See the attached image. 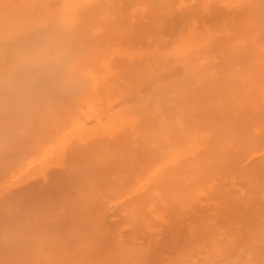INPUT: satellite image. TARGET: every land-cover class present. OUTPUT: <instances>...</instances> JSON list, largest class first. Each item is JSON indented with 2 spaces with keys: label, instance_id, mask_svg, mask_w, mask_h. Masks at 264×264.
I'll return each instance as SVG.
<instances>
[{
  "label": "bare ground",
  "instance_id": "bare-ground-1",
  "mask_svg": "<svg viewBox=\"0 0 264 264\" xmlns=\"http://www.w3.org/2000/svg\"><path fill=\"white\" fill-rule=\"evenodd\" d=\"M0 264H264V0H0Z\"/></svg>",
  "mask_w": 264,
  "mask_h": 264
}]
</instances>
